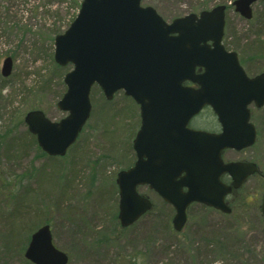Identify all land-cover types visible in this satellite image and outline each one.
Wrapping results in <instances>:
<instances>
[{"label": "rangeland", "instance_id": "1", "mask_svg": "<svg viewBox=\"0 0 264 264\" xmlns=\"http://www.w3.org/2000/svg\"><path fill=\"white\" fill-rule=\"evenodd\" d=\"M234 1L144 0L143 5L153 6L168 22L226 5L224 44L238 52L253 76L264 72V1L253 4L251 19L235 10ZM78 2L0 0V86L2 78L8 83L0 97V132L13 128L11 139L0 150V264H32L25 252L31 235L45 224H50L56 246L69 255L68 264H241L231 256L223 263L211 251L215 246H208V238L224 248L243 246L244 241L248 249L254 245L257 259L247 251L242 264H264V223L259 211L254 205L244 213L237 209L242 203L251 205L257 194L260 205L261 174L229 196L232 214L192 204L182 232L173 228L174 208L142 187L154 209L128 228L120 225L116 178L136 160L132 145L141 123L140 106L123 91L108 100L94 85L91 116L68 153L52 157L39 148L24 116L31 109L43 110L54 121L67 114L57 102L66 92L64 77L72 66L55 61V38L76 18ZM8 56L14 59V68L4 77L1 69ZM21 82L31 90L26 98L17 93ZM252 111L257 143L242 151L227 150L224 158L256 162L264 173V106H252ZM212 115L210 110L202 113V119L210 120L205 126H214ZM17 116L20 121L11 126ZM183 243L192 245L190 251L179 250Z\"/></svg>", "mask_w": 264, "mask_h": 264}, {"label": "water", "instance_id": "2", "mask_svg": "<svg viewBox=\"0 0 264 264\" xmlns=\"http://www.w3.org/2000/svg\"><path fill=\"white\" fill-rule=\"evenodd\" d=\"M142 1H82L70 27L55 38L56 62L73 65L57 104L67 115L54 121L35 109L24 121L44 152L65 156L91 116L92 87L97 83L107 99L124 90L140 105L142 125L133 144L137 160L116 180L120 223L129 227L152 209V201L138 190L149 185L174 206L173 226L182 231L192 203L229 214L227 196L260 171L252 161L225 162L223 151L256 143L250 106H264V72L249 76L238 53L224 46L225 5L168 23ZM257 1L236 0L235 9L251 19ZM12 71L13 58L7 57L2 74ZM186 81L199 87L185 86ZM206 105L216 113L221 131L187 129ZM224 174L230 184L222 181ZM261 209L264 217V196ZM25 256L34 264L69 262L54 244L49 224L31 235Z\"/></svg>", "mask_w": 264, "mask_h": 264}, {"label": "trees", "instance_id": "3", "mask_svg": "<svg viewBox=\"0 0 264 264\" xmlns=\"http://www.w3.org/2000/svg\"><path fill=\"white\" fill-rule=\"evenodd\" d=\"M81 1L82 0H80V2H78V10H79V8H80V5H81ZM3 80V81H2ZM2 80H1V82H2V84H1V86H0V97H1V93H2V91L4 90V89H6V87H7V85H8V83H6V81H4L5 80V78H2ZM22 84L20 85V87H18L17 88V93L20 95V94H24V96H25V98L29 95V93L31 92V90L30 89H28V87L24 84V82H21ZM2 98V97H1ZM3 101V100H2ZM16 119H17V121H20V119H19V116H17L15 119H12L13 121H12V125L11 126H13L14 125V122H16ZM19 119V120H18ZM21 123H23V120H21ZM214 126H215V124H214ZM214 126H212V127H214ZM12 132H13V128L11 127L9 130H4L3 128H1V132H0V150L2 149V147L6 144L5 142L7 141V140H9V139H11L10 138V136H11V134H12ZM11 182H9L8 184H10ZM240 190H242V189H240ZM252 197H254V200H252L253 201V203L250 205H244L243 203L242 204H240L238 207H237V209H238V213H244V211H248V209L250 208V207H252L253 205L254 206H256L255 208L256 209H258V211H259V214H260V219H262V221H263V218H262V214H261V208H260V205L258 204V200H259V194H257L256 196H252ZM234 208V207H233ZM234 211V210H233ZM236 211V210H235ZM233 213V212H232ZM263 223H264V221H263ZM109 239V237L107 238V240ZM209 239V238H208ZM208 239L206 240L207 241V244H208V246H210L211 248L212 247H214L215 246V251L214 250H212L211 249V251L212 252H214V253H218L219 254V257L220 258H222L223 259V263L225 262V259H226V257H233L234 258V260H235V263H238V260H239V262L242 264V262H241V260H244V256H245V253L248 251L249 253H251L252 254V256H253V258L254 259H257L255 256H256V254H258V253H256L257 251H256V249H253V246L254 245H252V248H250V249H248V247H247V244H246V242L244 241V245L242 246V244L239 246V247H237V245H234L233 247H232V249L230 248V247H223V244H218V243H216V242H211V241H208ZM106 240V241H107ZM187 239L185 238V240L184 241H186ZM181 244V243H180ZM179 244V245H180ZM191 247H192V245H189V247H187L186 245H185V243H183V246H182V248L180 247V249L179 250H185V249H187V250H189L190 251V249H191ZM218 247V248H217Z\"/></svg>", "mask_w": 264, "mask_h": 264}, {"label": "flooded vegetation", "instance_id": "4", "mask_svg": "<svg viewBox=\"0 0 264 264\" xmlns=\"http://www.w3.org/2000/svg\"><path fill=\"white\" fill-rule=\"evenodd\" d=\"M185 85H187V86H192V87H195V88H197V84H194V83H191V82H186V83H184ZM207 109H209L208 107H206V109H204L201 113H199L198 115H196V116H194L189 122H188V124L186 125V128L187 129H192V130H199V131H212V132H220L221 131V126H220V124H219V122H218V119H217V117L215 116V119H214V121H215V126L214 127H207V126H205V124L206 123H209L210 122V120L207 118V120L206 119H202L201 117V115H202V113L204 112V111H206ZM185 173H182V175L181 176H183ZM179 179L181 178V177H178ZM146 187H148V186H146ZM149 188V187H148ZM188 188L187 187H184V190H187Z\"/></svg>", "mask_w": 264, "mask_h": 264}]
</instances>
